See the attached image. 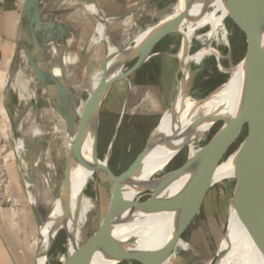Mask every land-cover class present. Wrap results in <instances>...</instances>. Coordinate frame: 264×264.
<instances>
[{
    "label": "bare ground",
    "instance_id": "obj_1",
    "mask_svg": "<svg viewBox=\"0 0 264 264\" xmlns=\"http://www.w3.org/2000/svg\"><path fill=\"white\" fill-rule=\"evenodd\" d=\"M241 4V0H191L188 14L177 26L171 28L169 23L173 16L180 13L184 8L185 0H181L179 6L170 15L138 32L131 39L130 45L122 54L116 56L115 52L117 50L113 49L107 52L108 59L106 61L104 81L112 76L121 74L125 64L128 62L144 57L148 49L146 42L155 40L156 36L165 29L178 32L182 35L181 48L177 56L181 59V71H186L190 65L197 64L201 58L213 52L209 46L212 39L222 43L225 42V26L223 25V21L228 15H235V18L236 16L239 17L242 10ZM206 26L209 27V32L205 35L201 33V36L195 35L196 30ZM193 39L200 41L202 48L197 53L187 56L186 51ZM241 72V63H239L236 68L229 71L227 80L205 97L186 95V91L184 92L185 86L182 84L178 97L170 111H164L161 116L162 120L155 134L154 145L215 108L221 111L222 114L233 115L240 98ZM12 75L13 73L9 77L10 80ZM100 101L101 98H97L90 108L86 126L82 133H78L79 129L75 130L74 127L73 132L68 134L65 123L67 142L64 141V143L67 144L65 146L66 157L64 161L63 181L66 177L70 180L68 204L66 209H64V204L60 200L61 189L59 195L55 197L51 210L44 219L42 226L39 230L37 229L39 236L35 243L37 251L36 264L46 263V252L56 232L57 234L61 230L67 232V252H71L77 246L78 234L85 225L87 213L91 208L90 203L83 197V192L85 186L93 180L94 175L98 171L92 164L91 156L94 153L96 143ZM204 127H206L205 124L201 125L197 132H200ZM203 139L188 143L189 146L186 147L189 164L183 173L170 183L168 180L171 172L167 173L165 171L168 167L154 172L170 153V150L168 151V149L163 147L152 149L144 161L142 170L138 176L139 181L132 187L124 188L123 196L126 199L124 205L126 212L123 214L120 224L112 229V235L116 239L126 244L128 239L133 238L132 243L126 244V247L111 259L95 255L91 264H117L118 259L128 255L143 257L144 261L142 264L174 263V261L170 262L169 260L165 263L162 262L173 248L177 246L184 248L186 245L176 240V233L172 226L173 215L165 216L162 214L163 210L176 205L186 195L198 162L197 158L203 147ZM15 145L16 148L18 147L16 149L18 154L21 149L19 148L18 140ZM243 149V144H240L235 152L216 169L213 178L214 185L229 179H234L239 184L244 161ZM12 151L14 153L13 149ZM81 160L86 161L84 165H80ZM34 187L33 183L31 188ZM145 194H148V201L142 204L141 199ZM233 195L234 198L232 197L233 201L229 208L217 248L216 259L213 263L211 260H208L203 264H264L244 233L239 200L234 192ZM29 202L32 205L36 204L39 206L36 194L35 196L30 194ZM65 259L66 254L61 257V263Z\"/></svg>",
    "mask_w": 264,
    "mask_h": 264
},
{
    "label": "water",
    "instance_id": "obj_2",
    "mask_svg": "<svg viewBox=\"0 0 264 264\" xmlns=\"http://www.w3.org/2000/svg\"><path fill=\"white\" fill-rule=\"evenodd\" d=\"M190 1L191 0H185L183 10L173 16L171 22L169 23L171 28L177 26L188 14ZM241 2L242 11L239 17L235 18L230 16L233 17L234 20H238L240 16L243 15V23L245 24L247 34L246 52L240 62L242 68L241 88L240 98L235 113L233 115L222 114L221 111H218V109L215 108L199 116L195 120L191 121L187 126L154 145L155 134L161 123V117L157 125L148 135L143 149L136 155L130 165L117 176L112 174L108 168L107 160H103L104 162H102L97 158L96 154L100 107L109 90L117 82L128 81L129 77L135 71H137L147 60L155 55H166L171 58H175L179 62L177 75H182V78L181 81H178L176 94L170 106L168 109H166V111H170L173 103L178 97L181 85L184 84L185 79H183V76L185 75L186 71H181V59L178 58V54L172 55L166 52H153L155 45L164 36L169 33H174L172 30L168 29L163 30L158 36H156L155 40L146 42L148 49L144 57L137 59L136 62L123 73L117 76H112L104 81L106 61L108 59L107 55L100 81L96 89L88 96L83 105L78 123V133H82L84 131L88 113L90 112V108L94 104L95 100L97 98H101L98 112L96 143L95 149L93 151L94 153L91 156V161L95 168L100 171L112 184L110 207L103 229L98 231L91 241L80 246H75L74 250L71 252L66 251V259L61 264H91V261L95 255H99L106 259H111L120 251H122L126 247V244H131L133 238L128 239L126 244H124V242H121L112 235V229L120 224L121 218L126 212L124 208L126 199L123 196V190L125 187L134 186L139 181L138 176L140 175L144 161L152 149L156 147H163L168 149V151L170 150V153L154 172L164 170L174 160V158H176L178 154L184 148H186V145L189 142H194L204 138L217 123L221 122V126L203 145L199 153L197 158L198 162L193 172L186 195L176 205L163 210L162 215H173L172 226L176 233V240L179 243L182 242V232L188 227V222L199 213L207 193L214 186L213 178L216 169L223 163V157L238 139L244 120L251 111L254 113L253 122L246 138L240 143L244 146V161L241 178L235 195L239 200L240 216L244 233L255 252L264 262V0H241ZM23 14L28 17L30 26H32L30 27L32 52H26L28 64L35 76L38 78L39 82L42 84L45 90L48 91L49 98L52 102V105L54 106V110H56L65 120L66 132L71 134L75 127V120L74 113L71 112L72 102L68 91L65 90L64 86L50 73V71H48V69H44L41 64H38L35 61L36 57L41 55V48L45 49L50 43L48 36H43L40 38V44L36 39V34L42 30H45L46 27L41 23L40 20L38 0H24ZM130 43L131 40H129L124 46L117 50L115 55L117 56L122 54L126 48H128ZM11 74L12 70L9 73L6 84L4 95L5 102L8 95V87L10 82L9 77ZM52 94L57 95L56 100L51 99ZM7 113L11 122L12 143L16 157V165L29 202L30 194H33L34 196L36 194L35 187L31 188L33 183L35 185L33 175L34 168L30 171L29 178H23L19 161L21 149L17 154L16 149L18 147L16 148L15 145L16 141L18 140L15 127L16 120L10 117L8 109ZM204 124L206 127H204V129H202L200 132H197L199 127ZM119 125L120 121L117 124L116 131L118 130ZM114 138L115 137H113L110 143V147L113 145ZM85 162V160H81L80 165H84ZM188 164L189 161L186 159V161L179 168L171 171L168 182L170 183L178 178V176H180L186 169ZM69 182V178H64L62 192L60 194V200L64 204V209H66L68 204ZM147 201L148 199L142 201L141 203L145 204ZM30 206L32 207V211L39 230L45 219L43 216V210H40L41 212H39L38 210L40 207L36 204H30ZM63 231L66 233L67 239V232L65 230ZM56 236L57 232L55 233L52 242L47 249L46 256L48 255ZM177 247L173 248L166 255L162 263H165L172 255H174V251ZM36 254L37 251L35 249L33 264H36ZM216 256L217 253H215L214 257L211 259L212 263L215 261ZM135 257L139 258L143 263V257L138 255H128L118 259L117 264L125 260H131ZM172 264L179 263L175 262Z\"/></svg>",
    "mask_w": 264,
    "mask_h": 264
},
{
    "label": "rangeland",
    "instance_id": "obj_3",
    "mask_svg": "<svg viewBox=\"0 0 264 264\" xmlns=\"http://www.w3.org/2000/svg\"><path fill=\"white\" fill-rule=\"evenodd\" d=\"M180 1L181 0L173 1L171 9L168 10L167 15H170L177 6H179ZM233 17H235V15H233ZM233 17L226 16L223 21V25L225 26V42L222 43L212 39L209 46L213 52L210 55L201 58L197 64L188 67L186 75L183 76V79H185V85H183L185 86L184 92L186 91V95L191 97L208 96L227 80L229 71L236 68L243 59L247 47L246 27L243 23V15H241L238 20H234ZM236 18L238 17L236 16ZM158 21L150 26L156 24ZM150 26H145L141 28V30L134 32L132 38L138 32H141ZM209 30V27L206 26L196 30L195 35L201 36V33L202 35H205ZM181 38L182 37L178 32L169 33L155 45L153 52H166L172 55H177L181 48ZM102 39L104 40L106 38ZM101 42L102 41L99 43ZM201 48L202 43L193 39L186 54L187 56L193 55ZM135 62L136 60H133L125 64L122 73ZM21 64V68H18L21 76H17L16 79L11 81L14 84V87H10L8 90V100L12 106L10 108L8 104L7 108L10 117L16 120V136L19 137V139L27 138L30 146H36L41 150V153H39L38 156L28 155L26 158L27 161H30V167L32 169H35L36 167H38V169L41 168L39 171H33L34 178L39 174L38 181L35 184V193L37 203L38 199L42 202L41 209L43 210V216L46 218L51 210L55 197L59 195L62 189L65 166L64 161L66 157L65 146L67 144L64 143V141L67 142L65 135V121L60 114L54 110V108L53 111H51V104L49 103L48 105L43 96L41 102H37V106H40V112H42L40 113L41 116H46L47 114L44 118H46L48 128H42L36 116V109L34 108L36 107V103L35 101H32L36 92H31L30 87L25 84L26 78L30 81L32 70L25 66L24 63L21 62ZM98 67H100V65H98ZM83 69L85 68L82 67V70ZM183 72H185V70ZM181 78L182 75L179 74L178 81H181ZM98 80L99 73L94 75L92 89L97 85ZM126 86L127 85H125L124 81L114 84L112 89L108 92L107 97L102 102L99 113L97 158L101 161L107 160V166L115 176L122 173L134 160L136 155L143 149L148 135L159 122L163 112L168 109V107L159 108L158 106L153 108L148 106H135L130 109L128 108L124 113H121L123 110L122 97L126 92ZM170 86H172V84ZM166 93L168 94V90ZM39 94H41V92H39ZM86 97L87 92H81L80 95H74L73 93L71 112L74 113L75 130L79 129V118ZM106 107H108V109H106ZM253 118L254 113L251 111L244 120L238 139L227 151L222 161H225L232 153H234L240 143L246 138L253 122ZM119 121L120 125L116 131ZM221 124V122L217 123L204 137L203 145L212 137ZM113 137H115L114 142L110 147ZM186 146H189V144ZM12 149L13 143L12 136L10 135L9 138L3 140L0 144V195L4 193L5 195L6 193L9 194L5 185L6 179L4 168L7 162L8 164L11 162L13 157L14 159H12V162L16 165V157ZM10 151H12L11 155L9 154ZM187 152L188 150L186 147L178 154L179 157L177 156L174 158V160L167 166L168 169L166 168L165 171L168 173L179 168L186 161L188 156ZM236 183L237 182L234 179L225 180L214 185L209 190L199 213L188 222V227L181 234L182 242L186 247L183 248L178 246L174 251V255L169 258L170 262L174 261V263L178 262L179 264H203L214 257L226 223L229 208L233 201V192L235 194L237 189L238 183L237 185ZM22 187L26 196L24 186ZM111 193L112 184L100 171H97L93 180L85 186L83 192V197L88 203H90L91 208L87 213L85 225L78 234L77 246L91 241L96 233L103 229L110 207ZM146 199H148V194H145L141 201H145ZM36 239H38L37 232L31 240L33 254L36 249L34 245ZM64 254H66V233L61 230L57 234L55 241L50 248L46 264H58V262L61 264L60 259ZM140 261L139 258L135 257L131 260L122 261L119 264H142Z\"/></svg>",
    "mask_w": 264,
    "mask_h": 264
},
{
    "label": "crops",
    "instance_id": "obj_4",
    "mask_svg": "<svg viewBox=\"0 0 264 264\" xmlns=\"http://www.w3.org/2000/svg\"><path fill=\"white\" fill-rule=\"evenodd\" d=\"M173 1L38 0L40 20L46 27L45 30L36 34V39L40 44V38L48 36L50 43L45 49L41 48V55H38L35 61L44 69H48L64 86L71 102L73 93L80 95L81 92H87V99L100 81L107 52L110 49L119 50L131 40L134 32L164 18L171 9ZM23 8L24 0H0V144L10 135L12 136L11 122L7 113L8 104L10 108L12 104L8 100V95L6 102L4 101L9 73L12 70L11 82L17 76H21L18 71V68H21V62L30 68L26 52H32L30 34L32 26L28 17L23 14ZM100 41L102 42L99 43ZM82 67L85 69L82 70ZM178 69V60L166 55H155L147 60L130 76L128 81H124L127 89L122 97L121 113L135 106L169 107L177 90ZM98 73V83L92 89L94 75ZM25 84L30 87L31 92H36L32 98V101L36 103L34 107L36 116L42 128L47 129L48 124L44 118L47 114L41 116L42 112L37 102L40 103L44 96L46 103L51 104V111H53L54 106L48 91L33 71L30 81L26 78ZM10 87H14L12 82L8 88ZM56 98L57 95L52 94L51 99L56 100ZM18 140L21 147V173L26 179L29 178L28 172L32 170L30 161H27L26 157L38 156L41 150L36 146H30L27 138L19 139L18 137ZM12 159L4 168L5 185L9 194L0 195V264H33L31 240L38 227L32 207L26 200L17 166ZM40 169L36 167L33 170ZM38 175L34 178L35 184L38 181ZM8 198L11 200L10 203H6ZM38 203L40 207L38 211L41 212L40 199Z\"/></svg>",
    "mask_w": 264,
    "mask_h": 264
},
{
    "label": "built area",
    "instance_id": "obj_5",
    "mask_svg": "<svg viewBox=\"0 0 264 264\" xmlns=\"http://www.w3.org/2000/svg\"><path fill=\"white\" fill-rule=\"evenodd\" d=\"M10 201H11L10 198H8V199L6 200V202H8V203H9Z\"/></svg>",
    "mask_w": 264,
    "mask_h": 264
}]
</instances>
